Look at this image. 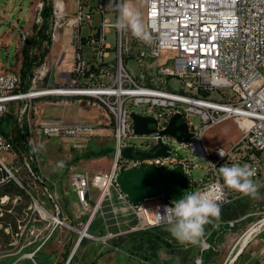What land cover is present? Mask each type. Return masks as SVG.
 Listing matches in <instances>:
<instances>
[{"label":"built area","instance_id":"obj_1","mask_svg":"<svg viewBox=\"0 0 264 264\" xmlns=\"http://www.w3.org/2000/svg\"><path fill=\"white\" fill-rule=\"evenodd\" d=\"M133 1L146 2L143 17L153 37L151 43L146 44L134 38L129 31L113 27L117 13L105 6V0H97L96 5L89 6L87 11L84 8L88 6V0H68L75 3L76 13L72 14V23L66 22L72 30L73 66L65 84L36 90L38 77L35 74L29 89L22 92L19 73L0 75V113L6 115L13 104L26 102L19 111L17 126L24 124L28 129L29 137L25 136L21 146L28 149L26 167L29 174L38 177L32 167L31 162L35 161L29 150L33 139L54 140L61 144L67 139L81 138L88 143L99 130L97 124H40L28 120L26 115L32 109L31 102L47 97L83 99L104 110L112 127L114 164L109 175H98V180H108L112 186L119 168L140 165L138 161L125 164L121 159L122 149L154 153L159 149V140L167 139L168 157L142 163L144 166L158 165L164 173L182 167L185 174L183 195L204 192L219 202L220 208L230 207L246 197L224 187L219 176L220 166L234 163L255 168L253 179L259 185L258 191L264 190V161L261 158L264 154V75L260 73V69H264V0ZM39 7L42 9V5ZM95 13L100 17L98 27L92 24ZM53 14L52 39L61 27L54 9ZM112 14L113 18L110 17ZM0 16L4 18L3 14ZM84 25L89 33L83 37L80 29ZM110 33L115 41L113 54L107 43ZM86 48L87 55L84 54ZM125 59L135 61L140 76L134 77L126 70ZM132 113L152 117L155 123L149 128L157 132L164 131L170 118L179 114L194 137L186 145L179 143L175 148L174 144L178 142L170 136H132L129 132ZM194 116L199 118V125L191 121ZM227 119L235 121L242 132L241 139L233 145L208 150L203 142L204 131ZM77 146L73 144L71 147ZM183 148L190 150V160L178 156L177 151ZM14 149L12 141L4 137L0 128V152L11 153ZM219 149L225 152L224 158L219 156ZM116 161L119 168L115 167ZM200 163H205L206 170L195 181L192 171L199 170ZM0 164L1 172L4 170L11 176L3 162ZM96 178L72 171L70 186L79 203L87 205L90 202V182ZM4 182V179L0 180V184ZM171 204V200L159 196L132 208L139 218V226L160 227L166 225V221L161 219L157 225V215L163 216L166 206ZM99 205L96 204L93 213ZM53 220L61 224L57 219ZM262 222L264 219L250 228L259 230ZM88 223L83 229L85 237L103 242L110 237L90 236L87 234ZM235 224L231 221L226 226L232 229ZM241 237L223 264L235 263L243 250ZM209 251L216 252L217 249L203 238L194 264H202V255ZM258 255L255 264H264V249Z\"/></svg>","mask_w":264,"mask_h":264},{"label":"rangeland","instance_id":"obj_2","mask_svg":"<svg viewBox=\"0 0 264 264\" xmlns=\"http://www.w3.org/2000/svg\"><path fill=\"white\" fill-rule=\"evenodd\" d=\"M54 1L57 2V0ZM96 3L97 0H88V6L84 8L85 11L89 9V6L94 7ZM108 3L109 0H105V6L108 7ZM133 3L144 15L146 2L133 1ZM24 6L25 0H0V14L12 21L22 22V16L25 12ZM69 9L71 15L76 13L75 3H70ZM110 9L115 11L114 8ZM113 14L110 17L113 18ZM57 20L61 24L58 30H62L67 27L66 22L72 23V16L66 17L64 14H60ZM40 23L38 24L40 25ZM92 24L93 27H98L100 24V17L97 13L94 15ZM7 29L8 25L2 21L0 16V35ZM88 33L89 30L86 25L81 27L80 36L84 37ZM107 43L111 46L110 53L113 54L115 41L112 39L111 33L107 35ZM13 52L14 49L9 54V60L13 59ZM87 52L86 48L84 54L87 55ZM4 55L2 53L3 61H5ZM124 65L132 76H140L141 72L133 59H125ZM43 68H45L44 63L34 69L33 73H38ZM260 73L264 75V69H260ZM35 89L38 90L39 88L35 87ZM25 104L26 102L19 103V109H22ZM32 113L33 110L28 111L29 118L32 117ZM18 116L19 110L15 115L14 110L10 109L0 122V128L12 141L15 147L13 151L16 154L14 155L13 151L11 153L0 152V159L3 160V164L11 174L9 176L2 170L0 180L7 175L24 194L13 195L15 193L14 188L7 184L3 186L0 184V264H29L31 261L32 264H36L38 261L41 264H194L197 258L196 252H193L190 257L186 255V251H188L186 247L189 245H181L172 238L166 230V225L143 228L139 226V218L128 202L127 209H129L130 215L136 219V223L126 232L117 231L109 195L103 197L94 214L105 213L107 224L112 225V228L104 237H110L105 242L85 237L83 229L92 218L91 215L97 201L83 205L76 199L70 186L71 173L72 171L76 172L70 170L75 158L65 161V168L55 172L54 166L50 165L51 162L45 157L42 148L37 153L32 152L33 147L42 145L43 142L33 139L29 150L35 161L38 177L36 175L31 176L26 167L27 155L20 149L21 147L16 141L18 132L24 130V124L22 127L17 126ZM231 120L227 119L222 124L209 129L205 133V144L220 145L226 142H234L238 133L234 121ZM191 121L194 125L200 124V120L196 116L191 117ZM109 138L108 145L113 148V137L110 136ZM82 142L85 144L81 147L71 149H98L93 142L87 144ZM174 146L178 148L179 143H175ZM177 154L184 160L191 159V152L186 148L179 149ZM112 158L111 167L114 164V153ZM261 158L264 161V154ZM205 170V163H200V169L192 171L194 180L198 181ZM18 184L21 187H27V190L22 189ZM111 187L116 188L115 183H112ZM53 218L60 221L61 224L55 223ZM262 219H264V190H259L255 198L246 196L236 204L221 209L219 218L210 223V229L204 238H207L216 248L222 249L226 244L234 245L253 224ZM231 221L236 224L232 229H229L226 223ZM87 234L94 238H102L94 236L90 232L89 225ZM79 239L81 241L78 243ZM75 245L76 248L73 251ZM35 248L40 249L36 262L29 254ZM237 249L239 248L237 247ZM261 249H264V225L258 232L252 234L234 264H255ZM217 251H209V254H213V258L217 256L222 258L224 252L221 256L219 250Z\"/></svg>","mask_w":264,"mask_h":264},{"label":"crops","instance_id":"obj_3","mask_svg":"<svg viewBox=\"0 0 264 264\" xmlns=\"http://www.w3.org/2000/svg\"><path fill=\"white\" fill-rule=\"evenodd\" d=\"M52 2L54 5V10L56 11V16L60 14L72 16L69 9L70 2L67 0H57V2L52 0ZM40 5H42V0H25V12L22 16V22L18 20L12 21L7 19L5 16L4 18H1L2 21L8 25V29L2 33V35H0V75L6 72H15L20 74V69L22 67V56L20 54V49L22 47L21 41L23 38L32 36L33 27L35 25H39L38 23L42 22V9H40ZM57 5H60V7H57ZM71 41L72 30L70 28L66 27L65 29L55 31L50 52L44 59L45 68H43V70L38 73H33L34 76L36 74V77H38L36 80V88L38 87L39 89H43L47 87H54L66 82L67 76L70 75L73 66V47ZM12 49H14L13 59L9 60V54ZM2 53L5 54V61L2 60ZM10 109H13L16 115L17 110L20 111L21 108L19 109V103H17L13 104ZM31 110H33L32 117L29 118L27 113L26 118L28 120H34L40 124H51L58 122L65 125H99V130L95 137H93L92 140L88 142H93L94 146H96L98 149H71L73 144L78 145L77 147H81L83 144H85L82 142H85V140L81 138L73 140L67 139L61 144L54 140H40L35 138V140L43 141L42 152L44 153L45 157L50 160V165L54 166L55 172L65 168V161L75 158L74 161H72V166L70 167L71 170L84 173L85 175H88V177L91 176L94 178H96L98 175H109L113 160V148H110L108 145L110 140L109 137H112V127L108 115L97 104L83 99L68 100L65 98L47 97L32 101ZM222 123L223 122L208 127L203 133V142L205 133L209 129H212ZM235 125L237 128L238 137L234 142H226L220 145H216L215 143L206 145L204 142L208 150H213L218 147H225L237 143L241 139L242 132L236 123ZM100 152H104V155L99 157L92 156L93 154ZM107 181L108 180L101 181V179L98 180L97 178L94 180L92 179L89 189V201L90 203L97 201V204H99L102 202L104 196L109 195L116 220L117 231L126 232L128 228H132L135 225L136 219L130 215L129 209H127L128 201L120 194L117 187L114 188L111 186H106ZM88 225L90 227V232L96 237H104V235L112 228V225L107 224V219L104 212L95 213L92 218H90ZM209 227L210 224L205 226V235L208 233L210 229ZM233 246L234 245L226 244L222 247V249L216 248L219 250L221 256L224 252L222 258H219V256L213 258V254H209V252L204 253L202 255V264H223L224 259L231 252ZM186 248L188 250L186 251V255L190 257L193 255V252H196L195 255L198 257L199 245H189Z\"/></svg>","mask_w":264,"mask_h":264},{"label":"clouds","instance_id":"obj_4","mask_svg":"<svg viewBox=\"0 0 264 264\" xmlns=\"http://www.w3.org/2000/svg\"><path fill=\"white\" fill-rule=\"evenodd\" d=\"M108 7L114 8L116 16L112 26L118 30H127L139 41L151 43L153 37L147 30L141 11L133 0H109ZM43 145L33 147L37 153ZM221 158L225 157L223 149L218 150ZM213 165V164H212ZM215 167V165H213ZM223 186L243 196L255 198L259 185L254 181L256 169L248 164L234 163L222 165L218 169ZM221 214L220 204L210 199L204 192H188L180 200L172 201L166 206L163 216L157 215V225L161 219L166 221V230L181 245H199L205 237V226L218 219Z\"/></svg>","mask_w":264,"mask_h":264},{"label":"water","instance_id":"obj_5","mask_svg":"<svg viewBox=\"0 0 264 264\" xmlns=\"http://www.w3.org/2000/svg\"><path fill=\"white\" fill-rule=\"evenodd\" d=\"M131 124L129 132L132 136H170L176 139L180 144L186 145L194 134L188 131V127L182 121L181 115H173L167 128L164 131L157 132L150 129L149 125L154 124L152 117L139 116L132 113L130 115ZM168 148L161 146L154 153L133 151L132 148L121 150V159L128 164L129 162L138 161V167L119 168V162H115V167L119 168L115 186L120 194L128 201L131 206L163 196L164 198L174 201L183 197L185 190V174L182 167H175L171 171L164 173L153 166H144V160L154 158L168 157ZM81 239L78 240V243Z\"/></svg>","mask_w":264,"mask_h":264},{"label":"trees","instance_id":"obj_6","mask_svg":"<svg viewBox=\"0 0 264 264\" xmlns=\"http://www.w3.org/2000/svg\"><path fill=\"white\" fill-rule=\"evenodd\" d=\"M53 2L52 0H42V10H41V19L42 22L40 25H35L33 27V34L30 37H26L20 49V54L22 56V67L20 69V78H21V91L25 92L29 89L31 85V81L33 79V70L42 66L44 63L45 57L50 52V47L52 44V25L54 23V14H53ZM5 138H8L7 134L1 130ZM21 132V131H20ZM17 135V144L20 145L23 152H27L28 149H24L22 147V143L24 142V138L28 133L27 127H24V130ZM104 152L95 153L92 156H103ZM33 169L36 170V164L31 162ZM124 169V167H121ZM4 183H1V186L8 185L11 188H14L13 195H24L22 190L15 186L14 182L9 179L7 175H5ZM24 190H27V187H23ZM5 194V193H4ZM40 250V249H39ZM39 250L37 248L31 250L29 254L32 255V259L36 262ZM30 262V261H28ZM32 264V261L31 263ZM36 264H41V262H37Z\"/></svg>","mask_w":264,"mask_h":264},{"label":"bare ground","instance_id":"obj_7","mask_svg":"<svg viewBox=\"0 0 264 264\" xmlns=\"http://www.w3.org/2000/svg\"><path fill=\"white\" fill-rule=\"evenodd\" d=\"M60 7V5L58 6ZM5 116V113H0V122L2 120V118ZM131 124V120L129 121V126ZM161 146H165L167 147V139H160L159 140V148ZM26 153V152H25ZM27 155V154H26ZM1 162H3L2 159H0ZM26 166H28V163H26ZM153 166L154 168L158 169L159 170V166L158 165H151ZM0 172H1V164H0ZM21 187V185H19ZM106 186H109L110 187V184L109 182L107 181V185ZM22 188V187H21ZM5 198V197H4ZM38 207V206H37ZM92 215H93V212H92ZM91 215V217H92ZM264 225V222L261 223V226ZM258 232V228H250L242 237H241V240H240V245H241V249L247 244V242L249 241V239L251 238L252 234L253 233H256ZM76 248V245L73 249V251L75 250Z\"/></svg>","mask_w":264,"mask_h":264}]
</instances>
